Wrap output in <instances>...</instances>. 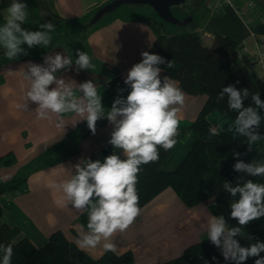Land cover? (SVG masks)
I'll return each instance as SVG.
<instances>
[{"label": "crops", "instance_id": "0c3cea01", "mask_svg": "<svg viewBox=\"0 0 264 264\" xmlns=\"http://www.w3.org/2000/svg\"><path fill=\"white\" fill-rule=\"evenodd\" d=\"M108 1L110 0H47L50 8L68 20H86ZM254 2L257 12L263 16L254 14L248 23L230 6L210 11L207 0L191 3L185 0L172 6L189 7L191 12L183 14L191 18L188 23L194 24L189 32H197L204 44H210L215 35L221 34L232 37L237 48H240L249 30L264 38V0ZM10 3L11 0H0V9L6 8ZM0 23H3V16H0ZM151 23L150 20L125 19L118 15L100 21L86 35L93 68L77 72L73 65L72 69L59 72L58 75L75 80L77 84L93 81L98 85L103 106L110 109L117 95L127 96L130 91L129 86L124 84L127 73L133 65L141 62V53L147 51L155 40ZM181 26L166 24L164 21L160 25L172 33L184 32ZM56 53L70 55L60 47L49 49L38 56H22L14 60H7L3 53L0 55V181L26 175L25 189H12L0 194V224L18 227L13 240L27 238L36 247L44 245L55 230H61L75 243L82 232H87V228L78 221L82 212H77L71 205L66 206L62 193L55 186L70 177L71 173L66 170H70L82 159L103 162L113 152L121 159L125 158L122 149H114L108 143L114 128L105 118L97 121L96 133L93 135L86 121H78L73 126L80 119L75 114L65 115V130H62L55 126V118L52 121L37 119L34 111L36 105L29 103L28 109L17 107L25 102L28 85L24 78L26 64L29 61L43 64L46 55ZM238 56L251 71L260 76L259 67L248 52H238ZM120 89L124 91L121 92ZM185 94L186 104L180 113V125L193 121L207 98L204 93ZM207 117L212 125L225 131L232 122L219 111H212ZM176 139L175 147L168 150L160 162L162 170L175 169L188 152L187 136L179 132ZM54 148L58 150L52 161L37 163L41 155ZM236 152L241 153L238 159L245 163H250L253 159H264V150L253 156H246L239 142L231 147V156L235 162L237 158H234L233 153ZM246 175L242 173L239 177ZM210 215L214 214L209 211L207 200L189 207L171 187H167L141 207V214L129 229L116 234V253L130 250L134 264H158L176 257L185 247L207 234L206 223ZM217 249L221 254V250ZM82 251L97 258L104 250L97 247Z\"/></svg>", "mask_w": 264, "mask_h": 264}, {"label": "clouds", "instance_id": "9594fccd", "mask_svg": "<svg viewBox=\"0 0 264 264\" xmlns=\"http://www.w3.org/2000/svg\"><path fill=\"white\" fill-rule=\"evenodd\" d=\"M28 5L23 0H11L8 7L0 9L3 23H0V47L9 60L29 55L28 50L37 46L48 48L52 43L51 33L55 31L52 22H44L38 30L32 31L22 25L27 18ZM254 35V34H253ZM27 47H24V46ZM142 60L128 71L124 84L129 86L127 96L117 95L111 108L105 109L98 85L88 80L77 84L58 73L68 71L75 65L77 72L91 70L92 58L79 49L75 59L64 53L48 54L43 64L29 61L24 78L28 82L25 102L17 105L28 109L29 103L36 105L34 111L39 120L52 121L55 126L65 130L66 114H75L78 121H86L89 130L96 133V123L105 118L114 130L108 143L114 149H122L124 159L115 152L104 161L82 159L68 171L70 177L56 188L62 193L63 203L71 205L77 212L87 213V232H82L76 241L81 250L102 247L105 252H116L114 237L124 233L141 214L137 190L138 176L142 166L160 159V149L168 151L177 144L180 113L186 104V94L179 81L165 75L161 78L158 65L173 67V61L143 51ZM239 83V81H236ZM119 91H124L120 89ZM227 98L229 111L235 112V119L227 126V131L235 136L245 137L248 151L253 145L264 140L259 128L264 121L259 113L264 109L260 93H250L249 89H237L235 85L223 87L217 102ZM250 97L251 104L244 101ZM216 127L209 128V139L219 134ZM237 162L233 170L252 177L264 178V159H253L245 163L238 159L241 153H233ZM65 169L63 166H61ZM237 178L233 185L224 181L222 188L233 199L230 204V217L237 221L230 226L223 215H210L206 223L207 238L217 248L225 261L232 264H245L256 257L254 264H264V242L248 236L254 241L241 246L236 237H245L242 229L250 222L264 217V183L249 179L241 183ZM215 206V205H213ZM13 245L0 244V264H12Z\"/></svg>", "mask_w": 264, "mask_h": 264}, {"label": "trees", "instance_id": "16d2710c", "mask_svg": "<svg viewBox=\"0 0 264 264\" xmlns=\"http://www.w3.org/2000/svg\"><path fill=\"white\" fill-rule=\"evenodd\" d=\"M146 6L151 8L141 4H122L117 8H123L124 13H114L113 11L117 9L115 8L94 23L90 22L92 16L87 19V23H79V19L68 20L53 10L56 25L55 31L50 34L51 45L44 49L39 46L29 49L27 56H38L57 47L65 49L73 59L76 58L77 47L90 56L86 35L93 26L115 15L125 19L141 18L148 21L146 17L137 15L138 9H145ZM127 10H131L132 14ZM62 21L66 24L61 27ZM151 26L155 40L147 51L164 57L166 61H173L172 68H167L164 64L158 65L163 69V76L168 75L179 81L180 87L186 93H204L207 98L195 119L180 125L179 132L187 136L189 149L179 165L169 171L160 169V162L168 152L160 149V159L157 162L142 166L137 183L139 206L141 208L159 192L171 187L186 206H194L207 200L208 209L212 214L223 215L230 226H236L237 221L230 217V204L234 198L222 188L224 181L235 185L237 178L242 174L233 170L236 162L231 156V147L239 142L246 156L250 157L264 150V140L257 142L252 146L253 150L248 151L246 138L235 136L232 132L221 130L218 135L209 139V128L213 125L207 116L212 111H219L233 121L236 113L229 111L227 98L217 102L221 89L228 85H235L237 89L247 88L250 93L259 92L261 100H264V78L251 71L239 59L237 43L228 35L217 34L210 44H204L197 32L172 33L158 25L151 23ZM82 33L84 35L80 38ZM2 52L0 49V55ZM244 104L245 106L251 104L250 97ZM259 113L264 117V109H260ZM259 131L264 135V121ZM57 150L58 148H54L41 155L37 163L52 161ZM249 179L264 183V178L248 175L242 177L241 183ZM25 186L26 175L21 174L8 181H0V194L7 190L25 189ZM78 221L87 228V213L82 212L78 216ZM242 231L245 237H236L241 246H248L255 240L264 242V217L250 222ZM17 232L16 226L0 224V244L13 245L12 264H134L130 250L122 253L103 251L99 257L92 258L78 248L75 242L69 240L61 230L53 231L46 243L40 247H36L27 238L14 241L13 237ZM248 236L254 237L255 240L249 241ZM255 259L256 257H251L245 264H254ZM158 264H232V262L225 261L216 246L208 240L207 234H203L197 242L185 247L181 254Z\"/></svg>", "mask_w": 264, "mask_h": 264}, {"label": "rangeland", "instance_id": "374dc122", "mask_svg": "<svg viewBox=\"0 0 264 264\" xmlns=\"http://www.w3.org/2000/svg\"><path fill=\"white\" fill-rule=\"evenodd\" d=\"M110 1H112V0H110ZM110 1H108V2H110ZM192 1H196V0H189V3H191ZM197 1H203V0H197ZM23 2H25L28 5L27 18H26L25 23L23 24L24 28H26L28 30L35 31V30H38V27L40 24H42L44 22H49V21L52 22L54 25H56L54 22V18H53V9L49 7L47 0H23ZM108 2H106V3H108ZM263 7H264V5H263ZM171 8H172L173 14L179 19H183L187 16V15L184 16L183 14H187V13L191 12L189 7L186 5H184V6H182V5L181 6H172ZM262 10L264 11V8ZM123 11H124V9L120 7V8H117L116 10H114L113 12L116 14H119V13H122ZM127 11L129 13H131L130 12L131 10H127ZM93 14L91 16H93ZM137 15L140 17L141 16L146 17L148 20H150L152 22L153 25L160 26L161 22L164 21L161 17H159V15L152 8H148V7L145 9H138ZM189 15L190 14H188V16ZM87 19H89V17ZM87 19L86 20L85 19L79 20V23H87L88 22ZM65 24L66 23H64V21H62L60 23V26L61 27L65 26ZM193 28H194V24H192V23H188L186 25L181 26V29L184 32H189ZM83 35L84 34L82 33L80 35V38H82ZM0 49H2L4 52V49L2 47H0ZM76 49H79V48L77 47ZM82 51H84V50H82ZM7 60H9V59L7 58Z\"/></svg>", "mask_w": 264, "mask_h": 264}, {"label": "built area", "instance_id": "2783aa9c", "mask_svg": "<svg viewBox=\"0 0 264 264\" xmlns=\"http://www.w3.org/2000/svg\"><path fill=\"white\" fill-rule=\"evenodd\" d=\"M224 6L232 7L245 23H248L254 14L260 17L263 16L262 13L257 12L254 0H207V8L212 12L222 9ZM238 52H248L258 65L260 76L264 78V38L255 31L249 30L247 36L241 42L240 48H237Z\"/></svg>", "mask_w": 264, "mask_h": 264}, {"label": "water", "instance_id": "95a60500", "mask_svg": "<svg viewBox=\"0 0 264 264\" xmlns=\"http://www.w3.org/2000/svg\"><path fill=\"white\" fill-rule=\"evenodd\" d=\"M184 1L185 0H112L96 9L90 22H96L102 17V15L111 12L122 4H141L150 6L159 15V17L166 22L177 25H185L191 20V18L186 17L180 20L176 18L171 11L172 5L180 4Z\"/></svg>", "mask_w": 264, "mask_h": 264}]
</instances>
